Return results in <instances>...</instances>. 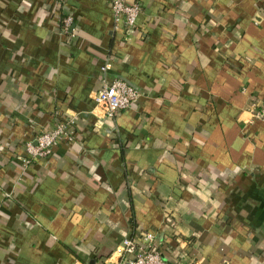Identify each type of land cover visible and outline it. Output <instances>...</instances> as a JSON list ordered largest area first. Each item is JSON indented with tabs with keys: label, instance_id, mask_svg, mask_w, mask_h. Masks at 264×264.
<instances>
[{
	"label": "crops",
	"instance_id": "crops-1",
	"mask_svg": "<svg viewBox=\"0 0 264 264\" xmlns=\"http://www.w3.org/2000/svg\"><path fill=\"white\" fill-rule=\"evenodd\" d=\"M127 2L132 31L111 0H0V264H118L148 231L173 264H264V0ZM105 78L141 92L113 119Z\"/></svg>",
	"mask_w": 264,
	"mask_h": 264
},
{
	"label": "built area",
	"instance_id": "built-area-1",
	"mask_svg": "<svg viewBox=\"0 0 264 264\" xmlns=\"http://www.w3.org/2000/svg\"><path fill=\"white\" fill-rule=\"evenodd\" d=\"M115 30L124 27L132 31L137 18L142 10L138 2L129 3L127 0H111ZM73 17L67 16L63 19V31L72 33ZM111 69L110 62H107L102 71L107 73ZM140 90L119 78L113 80L104 79L103 87L95 94L96 108L100 109L105 118L113 119L117 113L129 109L140 98ZM253 120L264 121V98L259 103H254L251 109ZM73 117L58 119L56 126L37 136L35 141H28L25 144V163L31 164L38 158H46L53 152L58 141L72 142L75 139ZM155 233L146 232L141 238L125 237L121 241L120 252L122 260L118 264H173L166 259L155 244Z\"/></svg>",
	"mask_w": 264,
	"mask_h": 264
}]
</instances>
